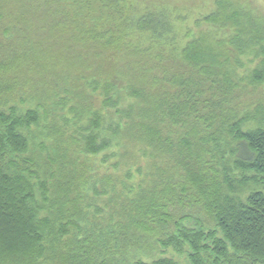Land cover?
Segmentation results:
<instances>
[{"label":"trees","instance_id":"obj_1","mask_svg":"<svg viewBox=\"0 0 264 264\" xmlns=\"http://www.w3.org/2000/svg\"><path fill=\"white\" fill-rule=\"evenodd\" d=\"M255 8L0 0V264H264Z\"/></svg>","mask_w":264,"mask_h":264},{"label":"rangeland","instance_id":"obj_2","mask_svg":"<svg viewBox=\"0 0 264 264\" xmlns=\"http://www.w3.org/2000/svg\"><path fill=\"white\" fill-rule=\"evenodd\" d=\"M249 1L253 6H255L260 10V13L262 12L264 14V0H249Z\"/></svg>","mask_w":264,"mask_h":264}]
</instances>
